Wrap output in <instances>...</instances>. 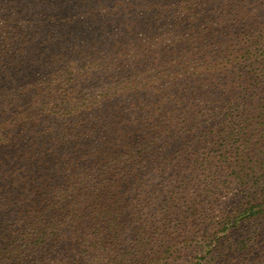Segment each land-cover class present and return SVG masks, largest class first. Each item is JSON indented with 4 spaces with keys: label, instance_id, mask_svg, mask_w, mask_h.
Returning a JSON list of instances; mask_svg holds the SVG:
<instances>
[{
    "label": "trees",
    "instance_id": "16d2710c",
    "mask_svg": "<svg viewBox=\"0 0 264 264\" xmlns=\"http://www.w3.org/2000/svg\"><path fill=\"white\" fill-rule=\"evenodd\" d=\"M17 1L23 11L29 0ZM214 1L179 0L178 8L187 23ZM35 2L30 8L39 3L43 12L23 18L33 30L63 28L78 3L112 28L141 16L140 4H154ZM185 32L171 31L165 43L161 31H30L38 36L32 53L0 78V264H157L144 255L148 228L142 221L132 227L139 220V183L154 147L180 142L203 117L197 88L211 76L198 73L196 57L213 52L202 46L191 53ZM85 50L90 59L81 57ZM260 65L255 81L263 83ZM119 68L127 74L121 87L113 77ZM102 83L107 88L95 101L90 92ZM152 91L151 104L140 107L138 94ZM24 141L35 151L24 149ZM206 161L195 156L193 163Z\"/></svg>",
    "mask_w": 264,
    "mask_h": 264
},
{
    "label": "rangeland",
    "instance_id": "374dc122",
    "mask_svg": "<svg viewBox=\"0 0 264 264\" xmlns=\"http://www.w3.org/2000/svg\"><path fill=\"white\" fill-rule=\"evenodd\" d=\"M35 1H24L22 11L17 0H0V78L32 53L38 36L30 31H161L165 43L171 31H187L191 53L202 46L206 54L213 52L205 60L196 57L198 73H211L197 88L203 117L180 142L157 144L152 150L153 161L139 183V220L132 227L142 221L148 228L144 255L157 264H264V82H256L254 73L264 62V0H215L204 5V15L187 23L179 0H154L136 8L141 16L121 19L116 28L106 27L86 13V4L78 3L77 15L66 18L63 28L33 30L23 18L37 19L43 12L39 3L30 8ZM196 34L199 40L192 38ZM255 41L260 44L253 46ZM81 57L90 59L88 53ZM121 71L113 72L120 87L127 76ZM96 85L100 89L90 94L98 101L107 85ZM153 93L138 94L140 107L151 104ZM22 145L37 148L25 141ZM195 156L208 157L207 164L195 166ZM123 213L122 223L128 215Z\"/></svg>",
    "mask_w": 264,
    "mask_h": 264
}]
</instances>
